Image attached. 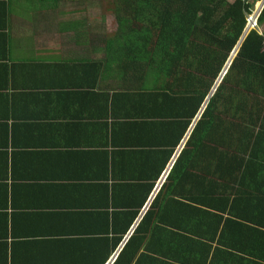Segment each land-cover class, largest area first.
Returning <instances> with one entry per match:
<instances>
[{
	"label": "crops",
	"instance_id": "obj_1",
	"mask_svg": "<svg viewBox=\"0 0 264 264\" xmlns=\"http://www.w3.org/2000/svg\"><path fill=\"white\" fill-rule=\"evenodd\" d=\"M83 2L40 0L37 9L29 0H0V264H101L104 260L116 264L158 195L159 206L147 224L170 231L165 244L186 245L165 260L186 254L193 258L187 250L196 249L200 250L193 259L197 264L205 260L206 264H264V147L260 158L247 151L244 159L258 173L246 177L251 181L240 186V196L229 197L228 204L220 206L227 217L238 208L231 204L242 200L237 214L245 218L239 220L235 238L222 239L223 247L220 237H208L196 226L202 205L198 169L192 168L185 179L181 171L168 182L197 122L168 164L162 154L167 146L152 128L130 126L133 95L121 104L110 100L104 104L97 97L102 90L114 97L125 81L117 63H99L101 59L94 57L98 46L93 51L94 45L86 42L90 33H108L91 22L79 23L87 21L78 15ZM5 4L10 9L9 24L3 18ZM84 60L94 63L85 70L95 82L96 95L81 85ZM259 133L260 128H253L251 144ZM261 138L264 141V134ZM153 182L155 189L137 221L118 249L107 253L104 238H109L112 251L116 236L105 232L128 226V221L118 224L116 214L138 210L129 206L134 190L126 186H137L144 194L145 185ZM237 224L231 222L230 229ZM192 227L198 232L186 231Z\"/></svg>",
	"mask_w": 264,
	"mask_h": 264
},
{
	"label": "trees",
	"instance_id": "obj_2",
	"mask_svg": "<svg viewBox=\"0 0 264 264\" xmlns=\"http://www.w3.org/2000/svg\"><path fill=\"white\" fill-rule=\"evenodd\" d=\"M29 1L39 9L40 0ZM261 1L95 0L98 7L112 10L118 23H125L126 26L125 32L120 28L106 35L90 33L86 41L94 45L93 51L95 45L99 50H104L106 59L99 63H117L125 81L124 89H117L116 93L114 91V97L110 98L106 90L99 91V94L95 92L97 97L104 104L109 100L121 104L128 98L127 95H133L130 97V126L152 128L153 133L160 138L158 141L162 140L167 146L162 154H165L166 163L169 164L175 148L203 112L208 97L247 31L255 5ZM87 3L93 4L91 0H84L80 4L87 8ZM5 6L3 18L9 24L10 9ZM258 25L262 32L259 29L249 31L168 178V182L174 181L183 171L185 179L191 176L192 168L195 171L198 169L202 205L195 216L198 221L196 226L208 232V237H220L219 245L223 247L226 241L222 242V239L226 236L235 238L241 226L238 222L245 218L237 214V210L242 208V200H235L231 204V207L238 208L227 217L220 206L228 204V199L240 196V186H247L251 181L250 178L246 181V177L258 173L255 172L254 164L244 159L247 151L251 149L252 156L260 158L261 146L264 147L261 138L264 134L261 130L264 128V8L258 17ZM92 64L86 60L80 64L81 85L86 87L87 93L94 95L95 82L85 70V66L91 68ZM253 128H260L261 133L256 135L255 143L251 144ZM121 157L125 156L121 154ZM162 171L163 168L152 181H156ZM126 187L134 190L130 193L132 203L129 206L138 210L128 209L116 214L115 219L120 221L118 224L128 221V226L117 227L122 234L115 227L105 232L108 234L112 231L116 236L112 251L108 250L109 238H104V248L109 254L118 249L130 226L137 221L140 209L148 201L149 193L155 189V182L145 185L144 194L137 186ZM121 205L119 201L118 206ZM158 206L159 195L152 203L151 212L149 210L138 224L116 264H197L193 263L200 251L196 249L187 250L194 253L193 258L186 254L182 259L165 260L171 252L182 251L186 245L165 244L170 231L147 224ZM170 207L172 205L167 209ZM159 219L161 222L166 221L161 215ZM231 222L232 225L238 224L230 229ZM186 231L198 232L194 227ZM177 234L185 237L182 233ZM214 254L217 257L220 253ZM101 264H106V260Z\"/></svg>",
	"mask_w": 264,
	"mask_h": 264
},
{
	"label": "rangeland",
	"instance_id": "obj_3",
	"mask_svg": "<svg viewBox=\"0 0 264 264\" xmlns=\"http://www.w3.org/2000/svg\"><path fill=\"white\" fill-rule=\"evenodd\" d=\"M92 5L88 4L87 8H84L81 10V12L78 15H82L87 19V23L91 22L89 24H94L95 26H100L103 27L100 31L105 33H110V32H116L120 28H122L123 32L126 30L125 23L122 25L118 23V20L116 19L115 13H112V10H105V7H98L95 3V0H91ZM261 4H256L254 9H253V14L249 17L250 23V28H254L256 26V21L258 19V15H255L257 12L260 13L261 7L259 6ZM259 6V7H258ZM73 6L70 5L68 11L72 8ZM67 11V10H66ZM253 21V22H252ZM253 26V27H252ZM98 29V27H96ZM255 29H259V31L262 32V28L258 25L255 27ZM253 30V29H251ZM95 58H99L101 60H105V52L104 50H99L97 54H94Z\"/></svg>",
	"mask_w": 264,
	"mask_h": 264
},
{
	"label": "water",
	"instance_id": "obj_4",
	"mask_svg": "<svg viewBox=\"0 0 264 264\" xmlns=\"http://www.w3.org/2000/svg\"><path fill=\"white\" fill-rule=\"evenodd\" d=\"M260 4H261L260 7L263 9V8H264V0H262ZM249 29H250V27H249ZM249 29L247 28V31L245 32V34H244L243 38L241 39L239 45L237 46V48H236L235 51L233 52V55H232V57L230 58L229 62L227 63L226 68H225V70H224L222 76L220 77L219 81L217 82L216 86L214 87V89L212 90L210 96L208 97V101H207V103H206V105H205V107H204L203 112L200 113V114L197 116V118L195 119V121H194L192 127H193V126L195 125V123L200 119V117H202V114L204 113L205 109H206L207 106H208V103H209L210 98L214 95V93L216 92V90H217L219 84L222 83L223 79L225 78V76H226L228 70L230 69V65H231L233 59H234V58L236 57V55L238 54V52H239V50H240V47H241L243 41L245 40V38H246L247 35L249 34ZM191 132H192V130L190 131V133H191ZM190 133H189V135H190ZM111 263H112V262H111ZM109 264H110V263H109Z\"/></svg>",
	"mask_w": 264,
	"mask_h": 264
},
{
	"label": "built area",
	"instance_id": "obj_5",
	"mask_svg": "<svg viewBox=\"0 0 264 264\" xmlns=\"http://www.w3.org/2000/svg\"><path fill=\"white\" fill-rule=\"evenodd\" d=\"M250 23H251V22L249 21V26H250ZM257 26H258V22L256 21V26H255V27H257ZM252 27H253V26H252ZM255 27H254V28H250L249 31H250L251 29H255Z\"/></svg>",
	"mask_w": 264,
	"mask_h": 264
},
{
	"label": "clouds",
	"instance_id": "obj_6",
	"mask_svg": "<svg viewBox=\"0 0 264 264\" xmlns=\"http://www.w3.org/2000/svg\"><path fill=\"white\" fill-rule=\"evenodd\" d=\"M259 3H261V2H259ZM262 10V9H261ZM261 12V11H260ZM259 15H260V13H259ZM259 15H258V17H259ZM257 22H258V19H257ZM248 29H249V27H248ZM251 31V30H250Z\"/></svg>",
	"mask_w": 264,
	"mask_h": 264
}]
</instances>
